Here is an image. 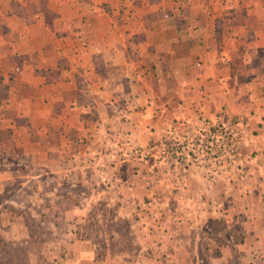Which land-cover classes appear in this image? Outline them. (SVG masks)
Listing matches in <instances>:
<instances>
[{
	"label": "crops",
	"instance_id": "obj_1",
	"mask_svg": "<svg viewBox=\"0 0 264 264\" xmlns=\"http://www.w3.org/2000/svg\"><path fill=\"white\" fill-rule=\"evenodd\" d=\"M94 2L30 5L0 50L7 247L39 223L61 264H264V0ZM221 115L215 174L132 153Z\"/></svg>",
	"mask_w": 264,
	"mask_h": 264
},
{
	"label": "built area",
	"instance_id": "obj_2",
	"mask_svg": "<svg viewBox=\"0 0 264 264\" xmlns=\"http://www.w3.org/2000/svg\"><path fill=\"white\" fill-rule=\"evenodd\" d=\"M201 122L197 134L185 133L184 123L179 122L168 131L167 137L132 153L140 162L147 163L150 151L156 149L160 160L171 161L180 170L195 164L215 174L236 157L239 140L237 120L221 115L212 125L204 120Z\"/></svg>",
	"mask_w": 264,
	"mask_h": 264
},
{
	"label": "rangeland",
	"instance_id": "obj_3",
	"mask_svg": "<svg viewBox=\"0 0 264 264\" xmlns=\"http://www.w3.org/2000/svg\"><path fill=\"white\" fill-rule=\"evenodd\" d=\"M93 1L95 4L94 0ZM97 1V0H96ZM99 4L104 5V0H98ZM135 1V3H132ZM139 0H128V5H137ZM230 1V0H227ZM237 1V0H231ZM45 0H0V50H13L9 46L8 39L15 37V33L20 29L26 30L27 25L24 20L27 19L28 10L31 11L30 5H45ZM231 2V3H232ZM126 3V4H127ZM229 5H232V4ZM51 4V3H50ZM93 4V5H94ZM96 4V5H99ZM19 17L20 23L16 21V17ZM25 25V26H24ZM16 48H25V44L20 41L19 44L15 45ZM1 56H3L1 54ZM18 58L16 59V61ZM4 61H7L6 58H0L1 64H4ZM31 235H23L20 239L21 243L32 244L28 247L26 245L20 246L18 248L7 247L8 242L13 241L10 236L1 230L0 232V264H61V259L63 257V251H58L53 248L51 249H42L41 245L48 247L52 246L55 241H58L62 238V235L56 234H44L40 224H33ZM8 241V242H7ZM209 254H216L215 251L210 252Z\"/></svg>",
	"mask_w": 264,
	"mask_h": 264
}]
</instances>
